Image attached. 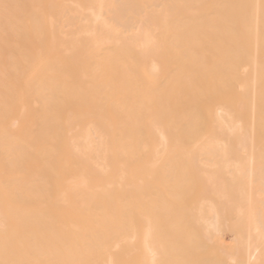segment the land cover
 Returning <instances> with one entry per match:
<instances>
[{"label":"bare ground","instance_id":"obj_1","mask_svg":"<svg viewBox=\"0 0 264 264\" xmlns=\"http://www.w3.org/2000/svg\"><path fill=\"white\" fill-rule=\"evenodd\" d=\"M245 179L264 189V0H0V264H215L210 204ZM258 195L230 220L263 243Z\"/></svg>","mask_w":264,"mask_h":264},{"label":"rangeland","instance_id":"obj_2","mask_svg":"<svg viewBox=\"0 0 264 264\" xmlns=\"http://www.w3.org/2000/svg\"><path fill=\"white\" fill-rule=\"evenodd\" d=\"M203 161H204V162H207L208 164H209V162H210V160H207V161L203 160ZM217 161H218V160H217ZM219 161H220V160H219ZM240 161H241V160H240ZM242 161H245V160H242ZM256 161H257V160H256ZM258 161H259V160H258ZM214 162H215V161H214ZM216 163H218V162L212 163V161H211L209 166H213V167H210V168H212V169L217 168L218 165L216 166ZM215 166H216V167H215ZM257 166H260V165L257 164ZM254 167H255V166H254ZM255 168H256V167H255ZM231 172H233V171H231ZM231 172H229L228 175L226 174L225 177L228 176V178H229V177L233 176V174H234L235 171L233 172V174H232ZM237 173H239V172H236V173H235L236 176H237ZM239 175H240V174H239ZM234 176H235V175H234ZM234 176H233V178H236V176H235V177H234ZM252 178H253V177H252ZM255 178H256V177H255ZM255 181H256V179H255ZM255 181H254V183H253L254 186H256L255 183H257V182H255ZM243 182H246V184H247V186H245L246 184L244 183V184H245L244 186L246 187V189H237V188H236V191H237V192L235 191V189H233V186H230V188L227 186V189L225 190V192H223L224 190L221 188V189L223 190V191L221 190L222 193H224L225 195H228V197H229V196L232 197V198H228L227 196H225V198L227 197L226 199H228L229 201H227L224 197H222V196H224V194L222 195V194H221V191H220V193H219V192H217V193L215 192V191L219 190L220 188H219V189H218V188H217V189L214 188V189H216V190L214 191L213 187H211V188L213 189V190H211V191H213V192L216 193L217 195L214 194V193L212 194L211 191H209V193L211 192L210 194H209V193H206L205 191H206L207 189L204 190V194H207V197H208V195H210V196L213 195V196H212L213 199H212L211 197H209L208 200H207V202L209 201L210 198H211L212 200H214V198L218 197V194H221V197H222V198H220V196L218 197V199L216 198L217 200L223 199V200H221V201H222V202H221L222 205L220 204V202L218 203V204L221 205V206L219 205L221 208H220L219 206H217L218 204H216V202H217L216 200H215L216 202L214 201L215 203L212 202V203H213L212 205L210 204L211 202H210V203L208 202L207 204H210L211 207H213V205H214V206H215V210H216V209H217V210H219V209H220V210H224V211H223L224 213H222V215L225 214V215H224L225 217H224V216H222V217H223V218H226V221L221 222V224H220L219 226H221L222 223H224V226L227 225L226 227L228 228V229H226V228H224L223 225H222V228L225 230V233L222 234V237H221V234H220V233L216 234L218 231H219V232H222V231H220V230H223V229H221V227H219V229L215 232L217 238H218L221 242H223V244H224V245H223V249H222L224 252H223V253H220V255H218L217 257L215 256V257H216V260H218V262H220V260H221V259H220V256H221L222 259H225V260H226V257H227L226 254H227V252H229V250L231 249V247H233V249H234V246H235L234 244H236L237 242L240 244V242H241L240 245H241L243 248H242L241 246H239L238 244H237L236 246H239V247H240V250H241L242 252L239 251V249H238L239 247L236 248V249H234L235 251H233V249H231V250L233 251V254H234V255L231 254V255H232V260H231V258H229L231 255L227 258L228 260L230 259V261H235V260L238 261V259H239L240 257H242V256L245 257V259H246V258H247V257H246V253H248V252L250 253L251 251H252V252H256V250H257V253L259 252V253H258V256H259V254H260L263 258L260 257V256H259L260 258H259L258 256H257L256 258H259V259H258V260H259L258 262H260V264H264V263H263V262H264V261H263V259H264V244H263V243H264V239H263V238H264V236H263V238H261L262 241H263V243H260V242H259V241H260V238H259V237H260L261 235H260V236H255V235H257V233H256V232L254 233V231H252V229H251L252 232H251V234H250V229H249V231H247L248 228H245L246 226H243V227L240 226V227H239L240 229H239L238 226H239V224H240V223H239V219H240V218H239V216H240L239 213H240V212H239V210L236 209V205H237V204H238L237 206H240V204L243 205L242 203H244L245 200H242V201H241L240 199H242V197H243V199L250 198V197L254 198L255 195H256V197L259 196L258 193L261 194V197H263V196H264V195H263L264 192L262 193V191H264V189H263V187H262V189H261V188L258 189V187H257L258 185H257V186H256L257 188H256V187H255V188L253 187V189L251 188L252 191H253V195H252V194H251V193H252L251 189H247V188L251 187L252 184H251L248 180L246 181V179H245V181H242V184H243ZM250 184H251V186H250ZM248 185H249V186H248ZM244 186L241 185V188H243ZM231 187H232V189H231ZM238 187H239V186H238ZM199 188H200V187H198V189H199ZM206 188H210V186H209V187H206ZM211 188H210V189H211ZM234 188H235V187H234ZM201 189H202V188H200L199 190L195 191V193L198 194V195H199L200 193H203ZM203 189H204V188H203ZM210 189H208V190H210ZM256 189H257V190H256ZM200 190H201V191H200ZM238 190H239V192H238ZM240 190L242 191V193H243L244 195H242V193H241ZM249 190H250V191H249ZM259 190H261V191H260L261 193H260V192H256V191H259ZM226 191H227V192H226ZM230 191H231V192H230ZM232 191H233V194H232ZM245 191H246V192H245ZM207 192H208V191H207ZM234 192H235V193H234ZM247 192H249V196H248V193H247ZM254 192H255V193H254ZM227 193H228V194H227ZM236 193H237V196H236ZM239 193H240V196H239ZM245 193H246V194H245ZM204 194H203V197L205 196ZM232 195H233V196H232ZM245 195H246V197H245ZM257 195H258V196H257ZM262 195H263V196H262ZM199 196H200V195H199ZM201 196H202V194H201ZM214 196H216V197H214ZM234 196H236V199H237V200L235 199ZM207 197H205V198L207 199ZM240 197H241V198H240ZM259 197H260V196H259ZM219 198H220V199H219ZM230 199H231V200H230ZM232 199H235V200H232ZM210 201H211V200H210ZM226 201H227V202H226ZM233 201H234V202H233ZM239 201H241L240 204L238 203ZM203 202H204V201H203ZM232 202H233V203L236 202V203L233 204ZM215 204H216V205H215ZM223 204H224V205H223ZM227 204H228V205H227ZM230 204H232L233 206L231 205V207H230ZM234 205H235V206H234ZM228 206H229V208H228ZM217 207H218V208H217ZM222 207H223V208H222ZM233 207H234V208H233ZM213 208H214V207H213ZM213 208H212V209H213ZM224 208H226V209H224ZM227 208H228V210H227ZM231 208H232V209H235V210H232ZM212 209H211V210H212ZM229 209H230V211H229ZM217 210H216V211H217ZM220 210L218 211L219 214H220ZM228 211H229V212H228ZM227 212H228V213H231V214H228ZM234 213H235V215H234ZM237 213H238V214H237ZM227 215H228V216H227ZM232 215H233V216H232ZM237 215H239V216L237 217V219H238V223H239V224H238V226L236 227V224H235V221H236V220H230V219H231V218L234 219V217L237 216ZM219 216H220V221H222L223 219L221 220V214H220ZM229 216H230V217H229ZM227 217H228V218H227ZM235 218H236V217H235ZM227 219H229V221H233L232 223L235 224V225L231 224V222H230V223H229V226H228V222H229V221H228ZM224 220H225V219H224ZM225 222H226V223H225ZM236 222H237V221H236ZM225 224H226V225H225ZM230 224L233 225L234 227L232 228ZM258 226H259V224H258ZM262 226H264V224H263ZM230 228H231V229H230ZM234 228H235L236 230H235ZM243 228H244V229H247V230L245 231ZM229 229H230L231 231H233V230H235V231H233V233H230L231 231L229 232V231H228ZM238 229H239L240 231H239ZM260 229H261V227L259 226V229H257V231H259ZM201 230H202V229H201ZM224 230H223V231H224ZM199 231H200V230H199ZM203 231H204V228H203ZM203 231H200V232L203 233ZM238 231H239V233H238ZM243 231L246 232V233L244 232V235H245V234L247 235V232H249L248 234H250L251 236H252V233H254L253 236H255V238L258 237V238H256V239H255L254 237H252V238L254 239V240L252 239V244H253V245L248 244L249 249H250V246H254V245H255V247H252L253 249H254V248L256 249V247H257L256 250L254 249L255 251H254L252 248H251L250 251H249V250H247V249L244 247V243L246 244V240H250V241H251V239H249V238H251V236H249V238H248V236H246L247 238H245L244 235H243V236H240L241 234H243V233H242ZM200 232H199V233H200ZM262 232H264V229H262ZM262 232L260 231V232H258V233H262ZM236 234H239L238 237H241V239H240V238L238 239V237H237ZM263 235H264V234H263ZM218 236H219V237H218ZM233 236L236 237V240H234ZM261 237H262V236H261ZM221 238H222V239H221ZM232 238H233V239H232ZM244 238H245V240H243ZM240 240H242L244 243H243L242 241H240ZM235 241H237V242H235ZM250 241H249V242H250ZM249 242H248V243H249ZM250 243H251V242H250ZM257 243H260V244L257 245ZM256 245H257V246H256ZM260 245H262V246H260ZM246 246H247V244H246ZM258 246H259V247H258ZM258 248H259V250H258ZM222 250H220V252H221ZM231 250H230V252H232ZM236 250H238L237 252H239V253L241 252L240 255H238V254L236 255V254H235ZM247 251H248V252H247ZM207 252H208V251H206V253H207ZM213 252H214V251H213ZM237 252H236V253H237ZM244 252H245V253H244ZM260 252H261V253H260ZM206 253H205V254H206ZM215 253H216V252H214L213 254H215ZM218 253H219V252H218ZM205 254H204V256H206ZM208 254H209V256H210V253H208ZM216 254H217V253H216ZM216 254H215V255H216ZM221 254H222V255H221ZM228 254H230V253H228ZM235 255H236V256H235ZM244 255H245V256H244ZM209 256H208V257H209ZM211 256H213V255H211ZM224 256H225V257H224ZM233 256H235L236 258H237L238 256H239V257H238L237 259H234ZM208 257H207V258H208ZM213 257H214V256H213ZM213 257H212V258H213ZM218 257H219V258H218ZM243 257L240 258L238 262L236 261L237 264H240V263H242V264H246V263H245L246 260H245ZM207 258H206V259H207ZM217 258H218V259H217ZM261 258H262V259H261ZM210 259H211V258H209L208 261H210ZM214 259H215V258H214ZM214 259H213V260H214ZM233 259H234V260H233ZM255 260H256V259H255ZM255 260L253 261V264H257V263H258L257 260H256V262H255ZM222 261H223V260H222ZM211 262H212V261H211ZM211 262H210L209 264L214 263L215 260H214L212 263H211ZM218 262L215 263V264H218ZM225 262H226V261H225ZM231 263H232V262H231ZM233 264H234V263H233ZM235 264H236V263H235ZM258 264H259V263H258Z\"/></svg>","mask_w":264,"mask_h":264}]
</instances>
